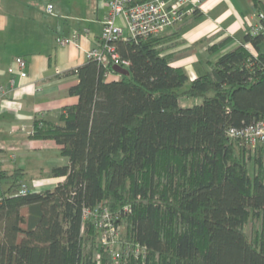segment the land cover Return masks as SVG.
Here are the masks:
<instances>
[{
    "label": "trees",
    "instance_id": "trees-1",
    "mask_svg": "<svg viewBox=\"0 0 264 264\" xmlns=\"http://www.w3.org/2000/svg\"><path fill=\"white\" fill-rule=\"evenodd\" d=\"M252 3L264 14V0ZM261 25L236 47L231 37L212 45L219 57L194 80L164 53L163 35L111 42L128 77L97 59L69 72L78 103L58 123L36 118L29 134L61 147L68 163L47 176L65 181L22 195L34 178L0 172V264H115L84 220L96 208L119 213L121 239L147 247L129 264H264V146L229 134L264 121ZM182 97L201 102L182 108Z\"/></svg>",
    "mask_w": 264,
    "mask_h": 264
},
{
    "label": "crops",
    "instance_id": "crops-1",
    "mask_svg": "<svg viewBox=\"0 0 264 264\" xmlns=\"http://www.w3.org/2000/svg\"><path fill=\"white\" fill-rule=\"evenodd\" d=\"M37 1L0 0V40L6 51L13 49L11 54L0 59V85L9 87V93L0 101V130L6 131V134L0 133L2 144H21L25 138L20 133H27L29 138L36 118L58 123L62 109L78 103L77 97L69 95V90L79 83L78 76L68 73L87 62V51L98 44L108 12V0H97L96 20L91 19L87 28L78 25L77 20L62 22L66 13L57 1L54 9L58 17L45 20L41 14L43 6ZM49 4H46L45 14ZM184 9V17L163 34L164 53L172 57L174 66L184 67L191 80L209 69V61H216L208 50L212 45L231 37L234 43L229 48L236 47L251 25L258 23L252 0H188ZM67 17L73 18V15L68 13ZM85 29L89 33L79 47L58 46L59 37H70ZM12 30L17 34L10 36L8 33ZM125 33L128 36L127 30ZM23 44L27 47L16 52ZM247 47L254 52L251 45ZM17 57L27 61L25 79L7 72ZM13 79L15 84L11 85ZM29 140L44 143V148L57 145L53 141ZM61 162L59 166L66 165L68 160L63 157ZM50 170L44 169L34 179L44 182L41 191L54 189L65 181V177H48Z\"/></svg>",
    "mask_w": 264,
    "mask_h": 264
},
{
    "label": "built area",
    "instance_id": "built-area-1",
    "mask_svg": "<svg viewBox=\"0 0 264 264\" xmlns=\"http://www.w3.org/2000/svg\"><path fill=\"white\" fill-rule=\"evenodd\" d=\"M133 0H108V12L103 20L102 34L98 44L87 51V59H97L105 66H119L129 69L130 61L123 59L116 47L111 42L119 39H149L163 35L173 27L185 15L184 5L188 0H149L147 2L132 5ZM47 13H53L52 5L47 7ZM258 23L251 25L250 32L258 35L262 30L261 21L264 14H256ZM125 30L128 36H125ZM89 33L88 29L83 32H75L70 37L57 39L60 47H79L81 40ZM27 61L23 57H17L14 65L8 69L11 75L27 78ZM11 85L15 80H11ZM9 93V87L0 85V101ZM230 137L243 139L249 147L264 146V121H257L242 128H232ZM45 187L43 181L34 180L29 185L22 183L20 192L27 195L31 192H40ZM125 213L130 208L124 209ZM93 218L99 232L100 243L107 248L115 264H129L132 260L145 258L147 247L131 241L121 239L123 226L119 223V213L113 215L108 208H96L84 210V220Z\"/></svg>",
    "mask_w": 264,
    "mask_h": 264
},
{
    "label": "rangeland",
    "instance_id": "rangeland-1",
    "mask_svg": "<svg viewBox=\"0 0 264 264\" xmlns=\"http://www.w3.org/2000/svg\"><path fill=\"white\" fill-rule=\"evenodd\" d=\"M48 0H39L37 1L40 6H43L45 10L46 4L50 3L53 9L56 6V1L61 4L62 10L65 11L64 20L62 22L71 23L77 20V24L80 26H85L88 28L89 21L91 19L96 20L95 15L98 9V1L97 0H52L47 3ZM47 5V7L49 6ZM41 12L42 17L45 20H49L50 17L53 16L58 17L55 9L53 13L48 14ZM68 13L73 15V18H69ZM90 16V18H89ZM10 36L15 33L13 30L8 33ZM127 37V33H125ZM22 47H27L26 44H23L16 52H20ZM7 52V53H6ZM11 48L8 51L5 50V44L2 40H0V59L5 57V54H11ZM220 54H214L213 58L217 59ZM10 56V55H9ZM189 84L185 85L184 90L188 89ZM200 99L192 98V97H182L180 99V105L182 108H190L200 103ZM0 133L6 134L5 130H0ZM22 137H24V141L17 144H2L0 140V172L1 171H9L16 168H23L28 173V178L37 179L42 171L46 168H52L53 166H59L62 164L61 159L63 156L61 155L60 148L55 145L54 147L44 148V143L42 142H30L27 133H20ZM251 148V147H250ZM1 181V180H0ZM1 187H6V180L1 181ZM251 225L247 226V231L250 232Z\"/></svg>",
    "mask_w": 264,
    "mask_h": 264
},
{
    "label": "water",
    "instance_id": "water-1",
    "mask_svg": "<svg viewBox=\"0 0 264 264\" xmlns=\"http://www.w3.org/2000/svg\"><path fill=\"white\" fill-rule=\"evenodd\" d=\"M113 70H114L115 73H117L120 76H126V77H128L131 74V72H130L129 69H124V68L119 67V66H114L113 67Z\"/></svg>",
    "mask_w": 264,
    "mask_h": 264
},
{
    "label": "clouds",
    "instance_id": "clouds-1",
    "mask_svg": "<svg viewBox=\"0 0 264 264\" xmlns=\"http://www.w3.org/2000/svg\"><path fill=\"white\" fill-rule=\"evenodd\" d=\"M120 77V75H118ZM34 181V180H33ZM32 183V182H31Z\"/></svg>",
    "mask_w": 264,
    "mask_h": 264
}]
</instances>
